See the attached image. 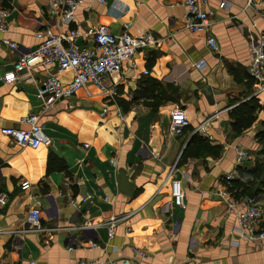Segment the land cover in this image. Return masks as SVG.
<instances>
[{"label":"crops","instance_id":"obj_1","mask_svg":"<svg viewBox=\"0 0 264 264\" xmlns=\"http://www.w3.org/2000/svg\"><path fill=\"white\" fill-rule=\"evenodd\" d=\"M78 1L75 21L67 26L49 15L46 0H0V10L8 11L7 30L0 32V77L38 47L36 32L45 29L55 34L75 29L78 46L91 49V30L103 25L119 35L130 23L131 34L149 32L157 42L137 54V68L122 69L115 98L89 84L45 109L40 89L56 66L37 65L14 84L0 80V128L26 130L23 120L36 114L50 140L34 149L0 134V195L6 198L0 208V262L264 264V246L241 240L238 233L237 216L251 198L236 201L226 179L236 175L237 148L250 152L251 166L261 149L256 135L264 112L239 136L230 112L238 97L242 102L255 97L264 106V94L254 96L256 84L250 92L231 73L247 71L250 47L264 34L263 0L250 6L226 0L230 6L224 9L223 0H209V33L218 41L217 53L209 50L206 34L184 28V0ZM200 61L207 63L203 70L194 67ZM58 79L67 84L73 72L59 73ZM177 108L191 121L182 136L170 131ZM195 133L222 146L220 156L180 162ZM174 165L178 174L169 179ZM121 172L133 195L120 190ZM172 180L185 193V209L173 204ZM24 182L30 184L26 190ZM256 201L264 204V197ZM36 207L45 231L28 230V212ZM126 215L109 238L105 224ZM134 249L145 255L136 256Z\"/></svg>","mask_w":264,"mask_h":264},{"label":"built area","instance_id":"obj_2","mask_svg":"<svg viewBox=\"0 0 264 264\" xmlns=\"http://www.w3.org/2000/svg\"><path fill=\"white\" fill-rule=\"evenodd\" d=\"M49 15L57 17L62 24L70 26L76 17V11L80 6L78 0H46ZM247 6H250L254 0H246ZM209 0H184L183 7L185 15L182 20L185 29L193 33L206 34V44L213 53L219 52V44L215 36L209 33L213 24L211 13L206 11ZM264 5V0L262 1ZM230 4L223 0L219 7L228 8ZM7 10H0V32L7 30L6 19ZM131 24L126 23L123 31L119 35L111 34L106 26H100L91 30L88 35L94 40V47L91 49L80 48L77 44L79 33L75 29H70L65 33L55 34L50 29L36 32V38L40 41L38 47L28 53L20 55L14 63L13 68L6 72L0 80L5 84H14L21 75L30 72L35 66H56V73H51L43 82L40 89V97L43 99L45 109H51L57 102L63 99H70L82 88L93 84L104 94L115 98L118 95L117 77L125 66L137 68V54L154 44L157 40L154 34L144 33L133 35L130 33ZM8 46L16 50L17 44L7 42ZM249 62L247 72L254 79L257 91L254 96L264 94V34H258L249 50ZM207 66L205 61L195 64V68L203 70ZM71 71L73 79L67 84L61 83L58 74ZM146 75L149 74L145 70ZM108 81L110 84L108 85ZM106 113V112H105ZM28 124L26 130L12 127L0 128L2 136L10 137L17 145L21 147L38 148L42 144H49L50 140L42 134V127L39 124V116L31 114L23 120ZM191 125V121L185 110L177 108L172 112L170 121V131L172 134L182 136L186 129ZM239 166L243 165L249 159V153L244 148H237ZM178 174L177 165L172 166L169 179H173ZM235 173L226 176L227 181L235 178ZM174 187L173 204L181 208H187L186 196L183 190L179 188L176 181H171ZM69 186L70 183H67ZM30 187L29 182L22 184V189ZM228 192L223 194L228 196ZM73 204L74 202L71 201ZM6 204L4 195H0V208ZM231 209L235 208L233 202H228ZM111 218L105 225L108 229L109 238H113L118 222L128 218ZM238 233L241 240L249 241L264 246V204L254 199L245 202L244 209L238 216ZM29 224L28 230L45 231L41 223V211L39 207L32 208L27 215ZM236 243V242H235ZM94 247L99 245L95 244ZM70 251L72 247L68 248ZM136 256L143 257L145 253L142 250L134 249ZM122 264H132L129 259H123ZM0 264H5L0 262ZM22 264V263H20ZM34 264V263H30ZM80 264H97L96 262H81Z\"/></svg>","mask_w":264,"mask_h":264},{"label":"trees","instance_id":"obj_3","mask_svg":"<svg viewBox=\"0 0 264 264\" xmlns=\"http://www.w3.org/2000/svg\"><path fill=\"white\" fill-rule=\"evenodd\" d=\"M231 71L235 81L237 83L245 82L247 88L252 92L255 81L248 75V72ZM235 103L237 105L230 112L231 127L233 133L239 136L258 121L260 113L264 112V106L260 105L259 100L255 97L244 102L238 97L232 101V104ZM261 126L262 129L256 135L261 149L256 154L253 165L251 166L249 164L251 160H248L245 164L238 166L235 178L227 182V190L236 201L249 199L251 194L253 195L251 199L254 200L264 197V120L261 122ZM221 151L222 146L214 144L199 133H195L184 150L180 162L189 158H199L203 155L218 158Z\"/></svg>","mask_w":264,"mask_h":264},{"label":"water","instance_id":"obj_4","mask_svg":"<svg viewBox=\"0 0 264 264\" xmlns=\"http://www.w3.org/2000/svg\"><path fill=\"white\" fill-rule=\"evenodd\" d=\"M120 190L128 195H133L132 184H130L126 172H121L119 175ZM249 198H253V195H249Z\"/></svg>","mask_w":264,"mask_h":264},{"label":"rangeland","instance_id":"obj_5","mask_svg":"<svg viewBox=\"0 0 264 264\" xmlns=\"http://www.w3.org/2000/svg\"><path fill=\"white\" fill-rule=\"evenodd\" d=\"M248 153H249V156H251L249 151H248Z\"/></svg>","mask_w":264,"mask_h":264}]
</instances>
